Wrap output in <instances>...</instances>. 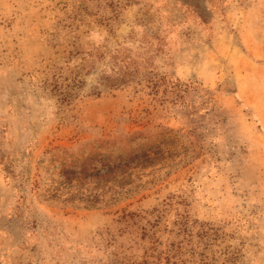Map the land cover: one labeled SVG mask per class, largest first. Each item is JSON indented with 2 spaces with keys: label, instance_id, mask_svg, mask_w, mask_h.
Segmentation results:
<instances>
[{
  "label": "rangeland",
  "instance_id": "1",
  "mask_svg": "<svg viewBox=\"0 0 264 264\" xmlns=\"http://www.w3.org/2000/svg\"><path fill=\"white\" fill-rule=\"evenodd\" d=\"M82 145L157 171L87 207ZM0 264H264V0H0Z\"/></svg>",
  "mask_w": 264,
  "mask_h": 264
},
{
  "label": "trees",
  "instance_id": "2",
  "mask_svg": "<svg viewBox=\"0 0 264 264\" xmlns=\"http://www.w3.org/2000/svg\"><path fill=\"white\" fill-rule=\"evenodd\" d=\"M145 145H82L73 151L57 150L51 156L59 162L63 187L79 185L77 202L92 207L107 195L110 202L129 194L135 181L146 171H157V146L146 150ZM135 174V179L132 176ZM155 175H153L154 177ZM93 185V189L87 186ZM86 188H85V187ZM106 187V189H104ZM83 192H87L84 195ZM77 193V195H78ZM74 200L69 197L66 201Z\"/></svg>",
  "mask_w": 264,
  "mask_h": 264
}]
</instances>
